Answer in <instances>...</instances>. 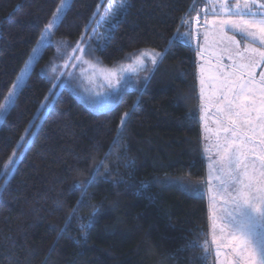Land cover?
<instances>
[{
	"label": "trees",
	"instance_id": "1",
	"mask_svg": "<svg viewBox=\"0 0 264 264\" xmlns=\"http://www.w3.org/2000/svg\"><path fill=\"white\" fill-rule=\"evenodd\" d=\"M107 2L103 0L104 5ZM127 2V13L111 22L114 30L108 21L97 25L99 16L91 19L87 32L91 35L95 29L94 51L86 59L115 67L128 63L124 58L129 53L163 51L194 0ZM195 2L199 13L203 6L200 0ZM59 3L0 0V103ZM99 3L71 0L52 45L35 63L15 106L0 119V170L17 143H23L22 135L32 141L17 152L12 174L0 177V264L45 260L46 264H209L200 247L210 232L192 36L168 50L153 67L146 87L128 86L111 111H96L75 91L57 88L54 102L48 101L51 107L38 112L52 88L49 65L54 42L77 43ZM195 14L188 17L191 24ZM191 24L180 32L191 30ZM108 36L107 47H102L105 40L100 38ZM46 68L48 73L42 76ZM137 100L118 151L87 189L77 213L82 219H73L61 234L81 197L72 185L86 180L94 164L110 151L121 116ZM25 128L31 131L25 134ZM129 161L131 166L126 167ZM141 182L148 188L137 191ZM185 185H196L199 191H188ZM93 206L99 209L96 220L81 232L79 225L87 222Z\"/></svg>",
	"mask_w": 264,
	"mask_h": 264
},
{
	"label": "snow or ice",
	"instance_id": "2",
	"mask_svg": "<svg viewBox=\"0 0 264 264\" xmlns=\"http://www.w3.org/2000/svg\"><path fill=\"white\" fill-rule=\"evenodd\" d=\"M201 2L211 5L212 12L215 13L211 23L214 32L219 30V36L218 38L214 36L213 43L223 51L235 52L240 57V67H247L257 62L264 63V0H234V2L233 0H201ZM70 7L71 0H60L29 54V58L25 61L16 80L4 97V102L0 103V119L4 118L15 106L18 95L26 86L35 63L41 58L43 51L52 45V36ZM129 7L127 0H108L107 5H104L101 0L89 23L85 25V31L81 33L80 40L72 48V53L80 52L81 55H69L62 52V49L69 47L63 42H58L56 45L57 55L65 60L64 68H67L69 63L75 62L73 67H79L82 76L88 75L89 68L92 69L93 74L100 71L103 75L108 89L104 93V102L100 103L89 98L90 105L96 111H111L113 105H118L121 102L124 92L133 81L137 84L142 82L146 87L154 70L148 67V62L150 61L154 67L158 66L171 47L176 43L186 42L192 36V32L189 30L181 33L180 28L185 25L190 28L191 22L188 17L193 12L198 13L199 11L194 0L189 11L181 17L176 32L168 40L163 51L148 49L132 52L124 58L128 63H120L117 67L108 70L98 69V59H85L90 51H94L91 41L95 29L91 35L87 32L91 26V19L99 16L97 25L107 20L114 30L115 24L111 22H118V18L126 14ZM101 8L104 9L103 12L100 11ZM204 17L205 23H209L207 8L204 9ZM85 36H88L89 39L85 40ZM100 39L105 40L102 47H107V42L111 37H101ZM204 39H208L207 29ZM202 52L201 48L197 55L201 56ZM85 64L88 65V68L83 67ZM49 67L52 73L50 80L52 88L41 103L38 112L46 111L51 107L48 101L54 102V98L58 95L55 91L57 88L63 89L72 80L77 79L72 72H68L67 77L64 78L65 73L60 70L61 66L56 64L55 59L50 62ZM140 72L148 74L141 78L138 75ZM47 73L48 68L42 70V76ZM212 79L215 81L212 85L214 91L209 97V102L215 107L217 113L215 117L217 158L213 160L212 168L215 179L218 181L216 196L213 199L215 201L216 197H219L221 201L219 207L223 208V212L217 217L220 224L213 223L212 243H216V230L218 229L221 244L229 249V252L226 253L225 264H264V79L256 84L252 79L245 78L243 72L234 73L232 76L212 77ZM201 85L200 98L203 107L205 95L203 79ZM138 103V100L134 102L132 108L121 116L116 136L110 145V151L105 152L104 157L94 164L86 180L77 181L72 185L71 190H79L81 197L65 219V227L60 230L61 234L67 230L73 219H82L77 216V213L84 205L87 189L100 175V168L108 167L107 161L113 155V151H118L124 128L138 107ZM30 131V128H25V134ZM33 135L35 134L33 133ZM20 141L23 143H17L4 168L0 170V177H8L12 174L19 159L17 152L32 142L27 135H22ZM208 150L205 148V151ZM119 158L117 155V159ZM131 163L129 161L125 166L129 167ZM136 187L139 191L148 188V184L141 182ZM185 188L191 192L199 191L196 185H185ZM2 190L0 188V191ZM61 207L62 205H57L58 209ZM98 212L99 209L93 206L87 222L79 225L81 232L86 233L89 226L95 222ZM191 246L195 247L196 244L193 243ZM200 247L204 251L203 258L207 259L211 252V246L205 240ZM53 250L54 248L50 249V251ZM220 255V248L217 247L216 256L219 258ZM44 264H46V260Z\"/></svg>",
	"mask_w": 264,
	"mask_h": 264
},
{
	"label": "rangeland",
	"instance_id": "3",
	"mask_svg": "<svg viewBox=\"0 0 264 264\" xmlns=\"http://www.w3.org/2000/svg\"><path fill=\"white\" fill-rule=\"evenodd\" d=\"M234 2V0H233ZM108 2L106 3V5ZM208 14L215 15L212 12L211 5H207ZM204 10V8L202 9ZM104 9L102 10V12ZM100 19V17H99ZM107 21V20H106ZM103 23H107V22ZM208 24V23H207ZM206 28V27H205ZM208 39H204V35L206 29H201L198 31L196 37H192V43L196 48L197 52L203 49L202 55H197V77H198V88H199V98L201 96V80L205 81L204 85V102L203 107L201 106V98H200V113H201V128L203 133V140H204V151L205 148H208V151H205L206 154V172H205V180H206V203L208 208V217H209V240L208 243L211 246V252L209 255V264H225L226 261V253L229 252V249L226 248L223 244H221L220 240L221 237L219 235L218 229L216 230V243L213 244V223L215 222L216 225L220 224L219 219H217L218 215L223 212V208L219 207L221 201L219 197H216L215 201L213 197L216 196V184L218 181L215 179V174L212 168L213 160L216 157V130L217 124L215 123V117L217 116L216 109L212 104L209 102V97L213 94L212 85L215 82L212 77H224V76H232L234 73L243 72L245 78H250L254 82H260L264 79V66L263 69L260 68L261 66H257L262 62H257L254 64H250L247 67H240L241 61L240 57L235 54V52L229 53L228 51H223L219 46L213 43L214 36L218 38L219 30L213 31V26L210 24L208 27ZM227 31V30H225ZM61 42V41H58ZM54 42L55 51H54V58L57 65H60V70L65 73V77H67L68 72H72L77 79L72 80L67 87L71 91H75L76 95H78L81 99H83L87 104L90 105L89 98L97 100L100 103H103L105 100L104 93L108 91L106 81L103 78V75L100 71H96L93 74L92 69H88V75L82 76L79 67H73V63H69L67 68H64V58H61L57 55V43ZM69 47L67 49H62V52H66L69 55H81L80 52L72 53V48L76 46V43H67ZM199 45V47H198ZM242 50V49H241ZM52 59V61H53ZM86 59V58H85ZM208 59L212 60L213 62L208 61ZM207 61V62H206ZM264 64V63H263ZM224 66L220 69V66ZM118 66V65H117ZM115 66V67H117ZM83 67L88 68V65H83ZM115 67H101L98 65V69L101 70H108ZM148 67L153 68L154 66L151 65V62H148ZM219 67V68H218ZM49 77H52L51 69L49 68ZM148 73L140 72L138 75L142 78L144 75ZM129 86L141 87L143 83H135L133 81ZM99 93V95H97ZM91 106V105H90ZM92 107V106H91ZM217 247L220 248L221 255L219 258L216 256V249Z\"/></svg>",
	"mask_w": 264,
	"mask_h": 264
},
{
	"label": "built area",
	"instance_id": "4",
	"mask_svg": "<svg viewBox=\"0 0 264 264\" xmlns=\"http://www.w3.org/2000/svg\"><path fill=\"white\" fill-rule=\"evenodd\" d=\"M206 26L207 24L205 23L204 10H201L199 13L195 14L192 19V24H191L192 37H196L198 31L205 28Z\"/></svg>",
	"mask_w": 264,
	"mask_h": 264
},
{
	"label": "crops",
	"instance_id": "5",
	"mask_svg": "<svg viewBox=\"0 0 264 264\" xmlns=\"http://www.w3.org/2000/svg\"><path fill=\"white\" fill-rule=\"evenodd\" d=\"M201 1V0H200ZM201 4H202V9L204 8H207V5L206 4H204V3H202L201 2ZM207 12H208V9H207ZM215 15H209L208 14V21H209V23L207 24V26H206V28H204V29H208V27L210 26V24H212L211 23V21H212V19H213V17H214ZM199 52V51H198ZM208 61H210V62H213L212 60H210V59H208ZM207 62V61H206ZM220 66V65H219ZM257 66H261L260 68H262L263 69V66H264V64L263 63H260V64H257ZM224 66H220V69L221 68H223ZM219 68V67H218ZM225 68V67H224ZM222 70V69H221ZM256 84H259V82L257 81V82H255ZM201 121H202V119H201Z\"/></svg>",
	"mask_w": 264,
	"mask_h": 264
}]
</instances>
